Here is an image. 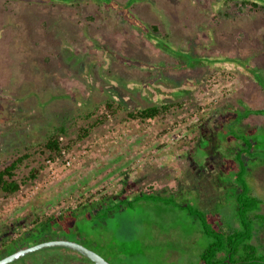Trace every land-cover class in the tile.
<instances>
[{
	"label": "rangeland",
	"instance_id": "374dc122",
	"mask_svg": "<svg viewBox=\"0 0 264 264\" xmlns=\"http://www.w3.org/2000/svg\"><path fill=\"white\" fill-rule=\"evenodd\" d=\"M109 1L0 0V165L61 126L73 142L53 163L30 159L19 178L46 164L33 185L0 194V249L54 238L111 264H197L209 244L200 221L163 201L206 212L223 233L238 226L243 180L264 202V116L240 120L264 111V10L242 4L264 0ZM110 102L115 116L79 140ZM162 104L181 106L128 117ZM232 130L252 145L245 174L248 143ZM151 194L164 200L138 201ZM105 197L123 205L86 206Z\"/></svg>",
	"mask_w": 264,
	"mask_h": 264
},
{
	"label": "trees",
	"instance_id": "16d2710c",
	"mask_svg": "<svg viewBox=\"0 0 264 264\" xmlns=\"http://www.w3.org/2000/svg\"><path fill=\"white\" fill-rule=\"evenodd\" d=\"M104 2L110 3L109 0H104ZM242 4L243 6L250 5L258 11L264 10V6L260 7L255 1H244ZM114 105L115 102L106 103L104 113L94 119V122L88 125V128L81 129L78 139L83 140L89 137L93 133V130L108 122L109 117L115 116L118 110ZM180 106L181 104H162L145 109H134L128 113V117L130 120L144 123L145 121L165 118L171 114L173 107ZM107 112L108 115L105 114ZM250 116H264V111L249 110L245 115L240 117V120L249 118ZM92 117V115H89L86 118L88 120ZM231 132L236 136V139H242L246 144L248 143L249 147L248 150L242 149L238 151L237 159L239 160V157L244 155L245 151L253 155L250 152L252 145L249 140L234 130ZM65 137H68L67 127L61 126L60 128H56L43 143L27 148L28 150L34 149V152L30 151L17 157L9 164L0 165V194L4 197H10L20 193L24 187L33 185L39 179L42 171L45 170L46 164L43 162L37 167H32L25 178L18 177L19 171L25 166L29 167L28 163L35 155L44 157L45 161L48 160L51 163L62 157V150L64 148L71 149V144H73L70 141L68 145H64L61 138ZM239 165L241 173L245 174V162L239 160ZM242 185L243 191L236 196V222L238 226L226 233L215 230L208 219L207 213L194 208L190 204L182 205L171 200L163 201L164 199L162 200L156 194L148 195V197L141 195L138 201L146 199L157 202L163 201L167 205L176 206L188 211L190 216L200 221L205 235L209 238V244L199 256L197 264H264V255L259 254V249L262 248L259 237L264 230V214H261L260 211L264 202L250 194L244 180L242 181ZM120 205H123V201L118 204V207ZM255 239L258 242L257 244L253 243Z\"/></svg>",
	"mask_w": 264,
	"mask_h": 264
},
{
	"label": "flooded vegetation",
	"instance_id": "af4514ba",
	"mask_svg": "<svg viewBox=\"0 0 264 264\" xmlns=\"http://www.w3.org/2000/svg\"><path fill=\"white\" fill-rule=\"evenodd\" d=\"M120 202H122V200L117 201L115 199L112 200V199L105 197L103 199L98 200L97 202H92V203H88V204L86 203L87 205L86 204L85 205L90 207L92 205L97 206L100 204V206L103 207L105 204L104 209L102 211H104L106 206H107V212H108V211L113 210V207H110L109 203L110 204L114 203L115 205H118V204H120ZM81 207L83 208L85 206L82 205ZM99 211H101V209H97L96 212H99ZM23 232L25 235V233H27L28 231H23ZM51 240H57V239L52 238ZM9 244H10V242H9ZM9 244L7 243V245H3L2 248L0 249V260L2 258L9 256L10 254L16 252L17 250H20L19 248H17L16 250H10V248L6 247ZM18 244L20 245L21 249L30 247V246H27V244L23 243V242L18 243ZM34 245H36V244H34ZM38 258L39 259L37 261L27 262V261H25V259H26V257H25L22 260H19L13 264H16V263L19 264L20 262L22 264H94L89 259L80 255L79 253L71 251V250H67V249H62V248H52V249L46 251L45 254L38 256ZM104 259L107 260L106 258H104ZM107 261L109 262V260H107ZM109 263L111 264V262H109Z\"/></svg>",
	"mask_w": 264,
	"mask_h": 264
},
{
	"label": "water",
	"instance_id": "95a60500",
	"mask_svg": "<svg viewBox=\"0 0 264 264\" xmlns=\"http://www.w3.org/2000/svg\"><path fill=\"white\" fill-rule=\"evenodd\" d=\"M52 248H62L77 252L89 259L94 264H110L107 260H105L97 253L93 252L92 250H89L78 243L69 242L63 239L45 241L27 248L17 250L9 256L2 258L0 260V264H13L31 254Z\"/></svg>",
	"mask_w": 264,
	"mask_h": 264
},
{
	"label": "built area",
	"instance_id": "2783aa9c",
	"mask_svg": "<svg viewBox=\"0 0 264 264\" xmlns=\"http://www.w3.org/2000/svg\"><path fill=\"white\" fill-rule=\"evenodd\" d=\"M65 152H66V151H65V149H63V150H62V152H61V154H63V155H64V154H65ZM70 164H71V162L69 161V162H68V165H70Z\"/></svg>",
	"mask_w": 264,
	"mask_h": 264
}]
</instances>
